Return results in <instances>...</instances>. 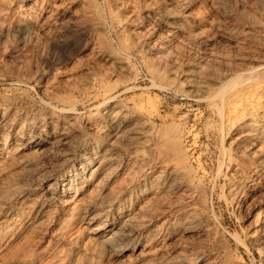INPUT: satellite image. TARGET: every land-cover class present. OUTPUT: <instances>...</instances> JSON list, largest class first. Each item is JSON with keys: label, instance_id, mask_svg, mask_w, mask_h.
Returning <instances> with one entry per match:
<instances>
[{"label": "rangeland", "instance_id": "1", "mask_svg": "<svg viewBox=\"0 0 264 264\" xmlns=\"http://www.w3.org/2000/svg\"><path fill=\"white\" fill-rule=\"evenodd\" d=\"M0 264H264V0H0Z\"/></svg>", "mask_w": 264, "mask_h": 264}]
</instances>
